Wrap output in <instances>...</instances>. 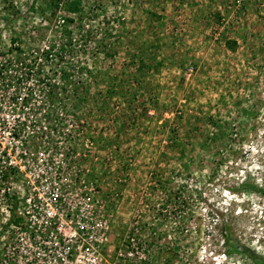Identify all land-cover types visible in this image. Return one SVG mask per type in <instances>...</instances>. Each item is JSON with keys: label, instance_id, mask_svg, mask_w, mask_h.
<instances>
[{"label": "rangeland", "instance_id": "obj_1", "mask_svg": "<svg viewBox=\"0 0 264 264\" xmlns=\"http://www.w3.org/2000/svg\"><path fill=\"white\" fill-rule=\"evenodd\" d=\"M261 258L264 0H0V264Z\"/></svg>", "mask_w": 264, "mask_h": 264}, {"label": "trees", "instance_id": "obj_2", "mask_svg": "<svg viewBox=\"0 0 264 264\" xmlns=\"http://www.w3.org/2000/svg\"><path fill=\"white\" fill-rule=\"evenodd\" d=\"M11 41H13V44H14L16 39H12ZM249 187H252V185L249 184ZM224 241L229 246L231 251H237V250L243 251V247L239 246L240 248H238V245H236L234 242H232V236H231L230 228L225 227ZM258 264H264V258H261L260 261H258Z\"/></svg>", "mask_w": 264, "mask_h": 264}, {"label": "built area", "instance_id": "obj_3", "mask_svg": "<svg viewBox=\"0 0 264 264\" xmlns=\"http://www.w3.org/2000/svg\"><path fill=\"white\" fill-rule=\"evenodd\" d=\"M65 251H66V250H65ZM64 262H65V263H67V262H68V260H65V259H64Z\"/></svg>", "mask_w": 264, "mask_h": 264}]
</instances>
